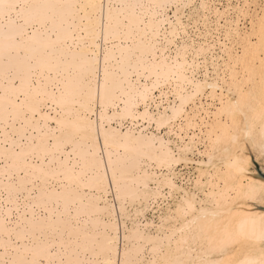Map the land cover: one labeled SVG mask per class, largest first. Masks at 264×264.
I'll return each instance as SVG.
<instances>
[{"label":"bare ground","instance_id":"obj_1","mask_svg":"<svg viewBox=\"0 0 264 264\" xmlns=\"http://www.w3.org/2000/svg\"><path fill=\"white\" fill-rule=\"evenodd\" d=\"M223 1L226 2L225 5L222 4ZM36 2L89 4L97 3L99 0H36ZM103 2L105 18L109 3L142 6L113 9V13L121 18L127 17L132 22L135 33H138L135 35L136 41H139L141 35L148 34L144 45L137 43L136 48L139 50L136 52L135 60L130 66L126 65L125 71L117 75L112 82L115 103L104 109H101L98 103H93L94 114H89L93 127L98 124L107 125V128L102 127L100 130L99 143L103 145L104 131H108L109 148L104 151L103 159L106 164L110 152L113 162L118 165L121 194L127 200L125 210L121 214L122 201L116 196V185H109L112 176L110 166L106 168L107 178L104 180V184L110 188L108 192H101L93 181H89L86 187L80 186L77 192L73 189V181L67 177H57L47 183L44 179H37L40 168L60 170L61 160L62 170L70 173L69 164L75 165L77 156L87 152V141H82L81 151L72 156L71 160L66 152L58 150L61 132L57 129L62 126L58 120L67 122L74 119L75 112L64 105L53 104L50 96H40V102L37 103L36 89L29 92L27 87L20 88L19 79L14 71L17 67L15 55L9 57L6 62L0 54V260L11 261L31 256L33 248L42 242L37 227L41 223L42 212L50 218L53 214L59 217L60 211L65 208L66 199L74 209L79 208L81 227L92 226L102 229L103 218L108 215L105 204L111 206L112 220L118 224L121 261L124 259L125 235L128 237L130 258H136L138 255L141 260L163 259L164 256L161 255L163 250L173 259H189L191 254H186V250L193 237H199L202 231L206 232L220 223L214 210L223 199L221 193L230 191L234 184L264 182L257 170L256 172L249 170L247 173L239 171L238 162L242 161L243 153H237L234 142L238 129L234 127L230 134L227 128L231 123V118L227 115V103L224 105L225 114L222 116L217 114L220 112L221 96L225 101L232 100V96L224 88L229 86L233 71H238L240 78L244 77L245 72L244 60L241 58L237 61L231 58L233 42H225L232 25L225 24L223 27L221 25L225 18L235 13L234 7L231 12H226L229 5L247 3L249 0H103ZM250 2L259 3L258 0ZM185 3L206 4L211 7L181 8L177 18L176 9L171 5ZM158 4H167L170 7L161 14L155 7ZM73 11L64 10L67 15H71ZM252 11L257 13L260 9L253 8ZM80 14L82 12L77 13ZM204 17H207V22ZM145 18L149 23L141 25L140 22ZM176 21L186 26L190 39L195 40L197 54L194 56L191 49L189 50V63L192 59L199 61L201 57H207L204 72L198 77L202 85L200 94L186 105L182 118L175 115L178 107L176 94L180 91L177 88V81L175 79L168 81V76L176 71L172 67L176 62L175 48L184 44L183 39L177 44V38L172 35ZM240 27L243 28L244 25L241 24ZM153 28L156 29L154 35ZM157 37L161 39L167 37L171 40L170 44L165 45L170 51L166 52L161 48L157 52L149 46L150 41ZM221 45H224V48H221ZM226 53L229 54L231 61L227 81L222 67L229 63L223 59ZM240 53L243 57V48L240 49ZM119 54L117 50L116 55ZM183 59L184 54L181 51L180 63ZM119 67L117 65V68ZM102 69L101 57V89ZM9 74L12 76L11 79ZM256 75L258 76V69ZM42 83L47 87L49 81L45 78ZM184 87L191 88L192 85H184L181 82V88ZM48 90L51 91L50 88ZM231 91L232 95L236 96L234 86ZM22 92L27 94V104L26 96ZM213 103H217L214 104V109L211 108ZM232 103L235 104V100H232ZM252 105L251 114L259 124L261 98L258 84ZM30 106L34 107L35 111H32ZM170 119L171 127L168 126ZM181 144L188 149L195 148L196 151L194 153L189 151L186 161L173 165L178 171L172 172L171 175L180 181L173 191L169 187L170 169L165 160L167 153L179 150ZM83 165L84 161L81 159V167ZM183 165L186 168L190 165L195 166L192 175L186 177L182 174L179 167ZM260 171L264 174L263 166L260 167ZM186 179H191L190 188H185L187 197L179 192ZM197 180L200 181L199 187ZM171 183L174 184L176 181L171 180ZM34 185L40 190L38 198L30 194ZM185 199L194 200L192 209H186ZM45 201L46 209L42 210L40 205ZM240 208L254 210L264 207H253L249 204ZM150 211L153 212L152 218L147 217ZM237 211L240 217L231 225L233 227L238 226L240 218L264 214L262 210L237 209ZM72 215L75 217L76 212L73 211ZM47 239L45 235L43 240ZM62 254L66 257L71 255L67 244Z\"/></svg>","mask_w":264,"mask_h":264},{"label":"snow or ice","instance_id":"obj_2","mask_svg":"<svg viewBox=\"0 0 264 264\" xmlns=\"http://www.w3.org/2000/svg\"><path fill=\"white\" fill-rule=\"evenodd\" d=\"M142 7L133 5H107V17L105 18V5L103 0L89 4H45L36 0H0V54L5 61L15 55L17 67L14 70L19 79L20 88L27 87L29 92L36 89V101L39 97H51V102L57 105L69 107L75 112V118L67 122H60L62 126L57 129L61 132L58 140V150L66 152L69 160L78 151H81L82 141H87V152L77 156L76 164H69L70 173L63 169L52 171L48 168H40L38 180L44 179L47 183L57 177H67L73 181V189L79 191L80 186H87L93 181L101 192H108L110 188L104 184L107 178V167H112L110 184L116 185V196L121 199V214H123L127 200L121 194V184L118 179V165L113 162L112 154L109 152L107 163L103 159L104 151L109 148V134L104 131L103 145L99 143L101 128L107 125H96L90 113L94 114L92 104L98 103L101 109L107 108L115 103L112 95V82L117 75L125 71V66H130L136 58L137 43L144 45L147 33L141 35L136 41L132 22L127 18L114 15L113 9ZM164 14V10L170 6L167 4L155 5ZM176 9L179 18L180 9L209 8L210 5L175 4L171 5ZM233 7L235 13L225 18L221 27L231 24L232 28L227 33L226 43L233 42L231 58L243 59L245 62L244 77L240 78L238 71H233L229 86L224 88L235 100L225 101L220 98V112L225 114L224 105L227 103V115L231 123L227 125L229 133L235 127L238 129L234 142L237 146V153H243L242 161L238 162L239 171L247 173L255 168L257 171L264 166V0L258 4L250 2L239 5H229L226 12H231ZM253 8L260 11L253 13ZM65 9L74 10L71 15L65 14ZM77 15V13H81ZM219 16V13H217ZM207 22V17H204ZM86 21V23H85ZM250 22V26H249ZM145 18L141 25L148 24ZM244 27L241 28L240 25ZM156 29L153 28L154 35ZM180 33V36L177 34ZM173 37L183 39L184 44L175 48L176 62L173 68L176 69L168 76V81H177L178 107L175 115L182 118L186 105L200 94L202 85L198 77L204 72L207 64V57H201L199 61L192 59L189 63L188 52L191 49L193 55L197 54L195 40L190 39L186 26L178 21L174 22ZM222 38L224 35L222 34ZM167 37H157L151 40L149 46L154 51L161 48L170 51L165 45L170 44ZM224 48V45H221ZM244 54L241 57L240 49ZM135 49V50H134ZM119 50V55H116ZM181 51L184 59L181 60ZM203 51V49H202ZM215 56V53H213ZM101 57L103 58V88L100 84ZM229 61L224 67L225 80L231 69L229 54L223 57ZM117 65L120 67L117 68ZM239 64L237 63V68ZM258 69V76L256 75ZM219 71V70H218ZM210 75V73H206ZM12 76L9 74V79ZM47 78L49 84L45 87L42 81ZM184 85H192L191 88H181ZM259 85L261 109L259 113V124L251 114L253 108L252 100L256 94V87ZM156 85H154L155 87ZM235 87L236 96L232 95L231 88ZM51 89L49 92L48 89ZM58 93V94H57ZM25 103L27 104V94ZM237 96L239 98H237ZM19 100V97H17ZM31 107V106H30ZM147 107V104L145 105ZM35 111L34 107H31ZM104 113L101 112V120ZM199 117H197V120ZM191 121V117H189ZM237 120L239 124L237 125ZM171 127V119L168 122ZM191 127V122L189 123ZM195 152V148H185L180 145L179 150H172L167 153L165 163L170 169L171 180L169 187L176 190L180 183L172 172L178 171L173 165L187 160V153ZM47 159V158H46ZM81 159L84 161L81 167ZM257 161L259 163H257ZM197 187L200 181L197 180ZM191 179H186L184 186L179 192L187 197L185 188H190ZM39 189L33 186L31 195L39 197ZM86 196L87 193H84ZM167 195V194H166ZM223 199L215 206L214 214L220 223L214 227L202 231L199 237H193L192 243L186 250L191 254L189 259H173L169 254L161 250L163 259L147 258L144 260L130 258L128 237L125 235L124 259H119V235L118 224L113 222L111 217V206L105 204L108 215L103 218L104 227L94 228L92 226L81 227L80 210L73 208L66 199L65 208L60 211V216L55 214L51 218L41 214V223L38 231L41 234L42 242L33 248L31 256L18 260H0V264H264V214L258 217L246 216L240 218L238 226L233 227L240 213V207L251 204L253 207H264V182L252 181L249 183L234 184L228 192H222ZM194 200L185 199L186 209H192ZM45 201L40 207L46 209ZM76 212L73 217L72 212ZM125 231L127 232V226ZM48 239L43 240L44 236ZM65 244L71 250V255L66 257ZM155 251V249H154Z\"/></svg>","mask_w":264,"mask_h":264},{"label":"rangeland","instance_id":"obj_3","mask_svg":"<svg viewBox=\"0 0 264 264\" xmlns=\"http://www.w3.org/2000/svg\"><path fill=\"white\" fill-rule=\"evenodd\" d=\"M259 1V0H258ZM225 1H223V3L222 4H226V2L224 3ZM209 101V100H208ZM204 102H206V100H204ZM209 103H211V102H209ZM217 105V103H213V105L211 106V108L212 109H214L215 108V105ZM194 167L195 166H193V165H190V167L188 166V168H186V166H180L179 167V169H180V171H182V174H185L186 175V177L188 176V175H192V173L194 172ZM263 168H264V166H263ZM182 169V170H181ZM251 171L252 172H256V169L255 168H253V169H251ZM258 172V171H257ZM187 173V174H186ZM147 217L148 218H152L153 217V212L152 211H150L149 213H148V215H147Z\"/></svg>","mask_w":264,"mask_h":264},{"label":"water","instance_id":"obj_4","mask_svg":"<svg viewBox=\"0 0 264 264\" xmlns=\"http://www.w3.org/2000/svg\"><path fill=\"white\" fill-rule=\"evenodd\" d=\"M260 175L262 176V178L264 179V174L261 173L260 169L258 170ZM238 209H242L244 211H255V210H262L264 211V208H258V209H254V210H246V209H243V208H238Z\"/></svg>","mask_w":264,"mask_h":264}]
</instances>
